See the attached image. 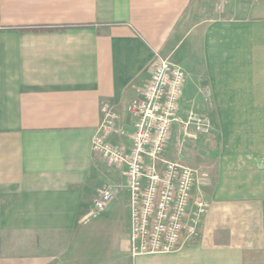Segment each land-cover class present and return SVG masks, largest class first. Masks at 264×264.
Here are the masks:
<instances>
[{
    "label": "crops",
    "instance_id": "0c3cea01",
    "mask_svg": "<svg viewBox=\"0 0 264 264\" xmlns=\"http://www.w3.org/2000/svg\"><path fill=\"white\" fill-rule=\"evenodd\" d=\"M156 53L186 71L179 117L210 122L186 149L209 208L193 243L132 257L127 178L92 138L105 103L133 130ZM0 264H264V0H0Z\"/></svg>",
    "mask_w": 264,
    "mask_h": 264
},
{
    "label": "built area",
    "instance_id": "2783aa9c",
    "mask_svg": "<svg viewBox=\"0 0 264 264\" xmlns=\"http://www.w3.org/2000/svg\"><path fill=\"white\" fill-rule=\"evenodd\" d=\"M185 81L182 66L156 53L145 88L124 108L132 117L130 133L124 127L122 112L108 103L101 107L102 120L92 138V148L127 178L132 257L172 253L193 243L209 208V201L200 192L207 173L165 155L174 123L182 124L184 135L195 138L197 131L210 128L209 120L194 111L187 119L179 117ZM114 134L119 140L112 139ZM114 196L112 184L100 185L92 214L103 211Z\"/></svg>",
    "mask_w": 264,
    "mask_h": 264
},
{
    "label": "rangeland",
    "instance_id": "374dc122",
    "mask_svg": "<svg viewBox=\"0 0 264 264\" xmlns=\"http://www.w3.org/2000/svg\"><path fill=\"white\" fill-rule=\"evenodd\" d=\"M192 131H193V128H192ZM174 132L175 133L173 134L172 139L170 140V143H169V148L167 151L168 156L173 158V160H177V161H180L183 163H187L188 165L195 166L196 165L195 156L191 155V157H190V154L188 155L186 149H187V145H188L187 144L188 143L187 138H189L191 140L190 143H192L191 147L193 149H195L196 138L184 135L183 129H182V124H179L178 131H177V124H175V131ZM102 213L103 212H100L99 214L92 216L90 218L89 224L96 223L97 227L104 228L107 220H105V219H104L105 221L102 220Z\"/></svg>",
    "mask_w": 264,
    "mask_h": 264
}]
</instances>
